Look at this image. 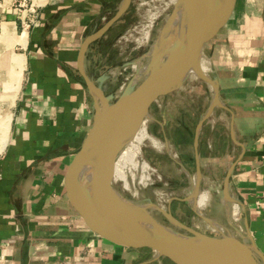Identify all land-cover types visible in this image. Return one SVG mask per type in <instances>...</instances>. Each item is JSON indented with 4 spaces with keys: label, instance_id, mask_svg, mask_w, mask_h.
I'll list each match as a JSON object with an SVG mask.
<instances>
[{
    "label": "crops",
    "instance_id": "obj_1",
    "mask_svg": "<svg viewBox=\"0 0 264 264\" xmlns=\"http://www.w3.org/2000/svg\"><path fill=\"white\" fill-rule=\"evenodd\" d=\"M32 1L37 25L21 32L28 10L20 15L18 9L0 8V51L19 46L24 52H14L25 57L10 133L0 148V264H174L149 248L126 247L95 233L65 192L66 171L94 113L78 68L79 47L122 0ZM132 3L89 45L83 63L89 77H94L90 59L95 46ZM5 24L9 34L3 33ZM203 55L225 108L222 116L214 113L201 126L193 158L198 151L208 181L223 173V182L233 166L229 194L238 205L243 233L237 235L245 242L250 237L264 255V0H235L226 24L204 44ZM184 84L175 90L182 91L173 98L175 109L186 111V117L196 111L200 118L212 89L204 85L199 97L194 84Z\"/></svg>",
    "mask_w": 264,
    "mask_h": 264
},
{
    "label": "water",
    "instance_id": "obj_2",
    "mask_svg": "<svg viewBox=\"0 0 264 264\" xmlns=\"http://www.w3.org/2000/svg\"><path fill=\"white\" fill-rule=\"evenodd\" d=\"M130 3L131 0H122L115 14L101 28L86 36L79 47L78 68L93 98L94 113L92 125L65 174V192L70 204L86 225L100 236L126 247L149 248L157 257H165L174 264H262L264 255L250 237L245 242L242 236L206 235L181 224L159 207L157 209L169 218L174 228L160 224L152 216L146 221L139 210V207H146L126 198L111 183L110 174L120 144L149 115V108L157 98L179 89L192 74L204 44L226 24L235 0H178V5H174L155 38L149 76L135 81L139 74L134 72L116 98L114 94L106 95L101 86L106 76L89 77L83 63L89 45L124 14ZM177 29L180 32L175 37ZM166 38L173 44L167 58L162 54ZM196 77L211 86L213 98L196 126L195 149L203 121L214 107L225 108L219 99L215 78L211 75L210 78ZM195 162L194 173L199 176V187L201 173L196 151ZM100 163H103V168ZM232 168L223 179V197L229 194ZM185 199L188 200L187 197ZM196 213L201 216V213ZM249 244L254 251L248 248Z\"/></svg>",
    "mask_w": 264,
    "mask_h": 264
},
{
    "label": "rangeland",
    "instance_id": "obj_3",
    "mask_svg": "<svg viewBox=\"0 0 264 264\" xmlns=\"http://www.w3.org/2000/svg\"><path fill=\"white\" fill-rule=\"evenodd\" d=\"M13 1L14 0H6V4L2 7L9 6L10 9H17L18 3L11 7ZM32 2V0H29L28 6H30ZM177 2L178 0L174 5H176ZM174 5L170 4L169 0H133L130 9L122 20L95 46L92 52L93 58L90 59H93L94 64L93 78L96 79L101 74L106 76L104 82L101 84L106 95H113L120 85L126 82L125 78L135 72L131 64L143 56L149 49L146 44V39H144V32L149 29V40L155 39L160 28L164 25L165 20L173 11ZM18 12L20 15L23 14L20 11ZM158 14L160 16H158ZM152 16L153 19H151ZM0 21H2L1 17ZM23 30L24 28L22 25L20 32ZM10 31L7 24H5L3 33L9 34ZM1 32L2 28H0V34ZM25 33H27V31H25ZM25 33L23 35L24 39ZM21 42L24 43L22 40ZM14 51L17 53L24 52L19 46H15L13 49L3 48L0 51V146L6 138H4V136H7L6 133H10L9 129L13 118V111L11 109L15 105L19 95L18 93L15 102H13L8 96V90L21 82L22 70L16 65L17 63L14 60L21 55L16 54ZM8 70L9 78L6 76ZM112 70L119 72V74L113 75L111 73ZM207 70H209V68ZM191 83L194 84L196 88L195 92L199 97L203 96L202 88L204 85L210 86L207 82L193 74H190L184 85L186 86ZM179 92L182 93V91L178 90L177 92L175 91L157 98L149 108L148 114L151 118L147 121V129L152 136L161 142L168 141L171 144L178 145L176 148L172 145L173 153L176 154L177 152L176 159L171 157L164 149L157 150L146 142L142 148V154L144 155V159L154 170L150 175V180H148L145 185H134L133 189L134 191L136 190L137 193H135V195L122 187V181L114 182V187L135 204L149 208L151 210V216L164 226L172 229L174 228L169 218L159 211L157 207L169 213L181 224L197 232L213 237H220L221 233H224L238 238L239 236L237 234L240 231L241 216L238 213V205L236 202L231 200V202H229L230 204L228 203V207L222 202L223 182L221 178L224 176L223 173L218 174L216 180L214 181L212 179V182V180L208 181L206 173H203V177L200 171L201 181H199V189L207 192L209 197L207 204L199 210L201 216L192 210L189 201L185 199V188L189 185L186 171L190 174H195L196 162L195 157L193 158V143L195 129L200 118L196 111L195 115L193 114L194 116L192 115L191 117H186V111H184L185 113H177L175 109L177 104L174 103L175 99L173 98L176 93ZM205 96H208V100L211 97L208 92ZM222 109L224 108L216 106L210 115L215 113V116H222ZM208 118H206L203 123ZM197 141L199 143V134ZM196 150H198V146ZM198 163H200L199 157ZM210 182L212 184L214 183V188L212 189L210 188ZM215 184H219V186ZM155 206L156 209H154ZM218 225L220 226L219 228L222 226V231L217 227ZM177 231L185 232L180 229Z\"/></svg>",
    "mask_w": 264,
    "mask_h": 264
},
{
    "label": "bare ground",
    "instance_id": "obj_4",
    "mask_svg": "<svg viewBox=\"0 0 264 264\" xmlns=\"http://www.w3.org/2000/svg\"><path fill=\"white\" fill-rule=\"evenodd\" d=\"M176 1L177 0H169V3L174 5ZM200 1H203V0H200ZM208 1H211V0H208ZM177 5H178V2L176 6ZM158 16L160 15L158 14ZM151 19H153V16L151 17ZM179 32L180 31L177 29L175 37L179 35ZM26 37H27V33H25V39ZM149 37H150V30L147 29L144 32V39H146V44L149 49L143 56H141L133 64H131V67L133 68V70L139 74L135 81H141L143 79L145 80L149 76L152 70L151 62H152V53H153V46H154L155 39L149 40ZM25 39H24V42H25ZM170 40L166 38V40L162 44V51H163L162 54L165 58H167V56L170 53V50L172 49L173 44L171 43L172 41ZM14 60L17 63L16 65H18L20 69L23 70L24 64H25L24 55H21ZM208 62H209L208 59L202 53V55L198 59V63L194 65L192 68V74L194 76L203 75L206 78H210V74L207 70L209 68ZM111 73L113 75L119 74V72H116L114 70H112ZM131 76L132 74L130 76H127L125 78L126 82H123L120 85V87L116 90V92L114 93V96L116 98L122 93V90L124 89L126 83L128 82L129 77ZM19 90H20V83L17 86H14L13 88L8 90L9 92L8 96L11 101L15 102V99L19 93ZM150 118H151L150 115L145 116L143 120L137 125V127L134 130H132L127 135V137L124 139V141L120 144L118 150L116 151L112 171L110 174V181L112 184L116 181H122V187L130 191L133 195H135L136 193V190L134 191L133 189L134 185L136 184L145 185V183L148 182V180H150V175L154 171L151 165L144 159V155L142 154V148L144 147L146 142H148L152 147H154L157 150L164 149L166 152L170 154L171 157L175 159L177 155V152L176 154L173 153L171 143H169L168 141L161 142L148 132L147 121ZM7 134L8 133H6V135ZM5 137L6 136H4V138ZM4 142L5 140L2 142V145L0 148L4 146L3 145ZM100 167L103 168V163H100ZM186 173L189 179V185L185 188V195L192 209L196 212H199V210L207 204L209 197H208L207 192L202 191L199 189V187H197V181H198L199 176L196 173L190 174L188 171H186ZM231 200L232 198L230 194L222 198V202L225 204L226 207H228V205L230 204L229 202H231ZM139 210L141 211L140 213L142 214V216L145 217V220L149 221L151 217V210L149 208L144 209L143 207L142 208L139 207ZM232 217H233V214H232ZM217 227L219 228L220 226L218 225ZM219 229L222 231L223 229L222 226ZM244 238L245 236L242 237V240H244ZM248 248L254 251L252 245L249 244ZM262 264H264V261Z\"/></svg>",
    "mask_w": 264,
    "mask_h": 264
},
{
    "label": "built area",
    "instance_id": "obj_5",
    "mask_svg": "<svg viewBox=\"0 0 264 264\" xmlns=\"http://www.w3.org/2000/svg\"><path fill=\"white\" fill-rule=\"evenodd\" d=\"M28 1L29 0H14L13 4L11 7H13L15 4L18 3V7H16L19 11H23V10H28V13L30 16L27 17V19L25 21L22 22L23 28L24 30H28L33 26L37 25V18H36V6L31 3L30 6H28ZM2 5H0L1 8ZM26 8V9H23ZM0 28H2V21H0Z\"/></svg>",
    "mask_w": 264,
    "mask_h": 264
},
{
    "label": "flooded vegetation",
    "instance_id": "obj_6",
    "mask_svg": "<svg viewBox=\"0 0 264 264\" xmlns=\"http://www.w3.org/2000/svg\"><path fill=\"white\" fill-rule=\"evenodd\" d=\"M187 169H189L187 166H185Z\"/></svg>",
    "mask_w": 264,
    "mask_h": 264
}]
</instances>
